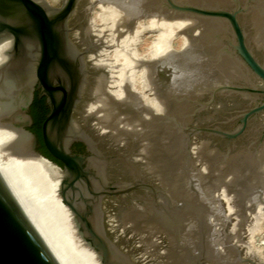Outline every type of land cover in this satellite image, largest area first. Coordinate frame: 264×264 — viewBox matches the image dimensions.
I'll return each instance as SVG.
<instances>
[{
	"label": "rangeland",
	"instance_id": "obj_1",
	"mask_svg": "<svg viewBox=\"0 0 264 264\" xmlns=\"http://www.w3.org/2000/svg\"><path fill=\"white\" fill-rule=\"evenodd\" d=\"M189 1L219 8H237L239 10L237 16L246 33V43L255 56L260 61H264V0ZM45 2L50 7H60L63 0H45ZM126 2H133L128 4L130 7L133 4L137 7L141 5L144 10H153L152 7L158 11L166 10L165 5L162 4L163 0H126ZM98 4L97 0H77L74 11L67 18L70 35L84 65L80 99L73 113V116L84 126L90 118L88 104L91 102L89 101L91 72H102L100 68L105 69L103 87L112 89L109 82L116 77L114 73L118 66L116 63H114L116 65L111 64L110 56L107 55L113 49V45L106 40L109 32L100 29L101 23L94 19L95 13L100 10ZM201 26L202 32L196 35H199L200 42L207 43L208 49L206 52L202 50L196 53L197 61L187 64L190 71L185 73L187 68L184 71L181 68L180 78L183 79L179 80L180 83L177 81L174 83L179 85L188 83V87L174 90L172 101L169 102L170 115L166 116V112L163 111L157 113L159 120L156 124L157 159L152 160L155 161L151 163L153 166L146 167L145 162L140 165L139 171V166L130 157L133 147L130 143L134 142L130 136L146 133L148 136L149 132H138L139 126L135 131L129 128L119 132L121 135L117 138V142L120 141L125 147V174L126 177L139 179L142 190L154 192L155 221L162 223V227L170 231L172 237V264H264V140L262 143L258 141V131L262 129L257 125L262 121L264 128V111L249 121V126L237 136L232 146L230 143L224 146V141H221V149L217 151L210 148L203 149L210 169L203 175L199 173L203 165L199 151L196 150L202 148L199 141L203 139L199 135L201 130L197 129L200 128L202 121L212 123L215 113L208 105L206 106L209 101L203 103L200 95L203 93L220 95L218 101L221 105L219 119L221 130L234 129L240 124L243 111L257 103L251 96L241 91L225 88L215 90L217 86L221 87L225 84L250 86L249 83L254 82V78L241 59L232 52L229 44L234 39L228 21L223 19L210 20L208 23L203 21ZM148 33L155 32L143 33L138 47L147 45L150 40L146 37ZM181 40V33L172 38L174 49H180ZM226 60H229L230 64L225 62ZM99 62L104 64L98 66L96 63ZM105 63L110 65L109 68L104 66ZM217 63L223 67L221 71ZM173 66L176 67L175 64ZM96 84L97 81L95 86ZM210 102L211 106L214 102L212 100ZM111 104L118 107V111L122 110L120 108L122 104H114V102ZM92 120L98 122L96 116ZM191 131L195 132L191 133ZM112 138L110 135L111 140ZM186 142H188L187 147ZM151 146L147 148L151 149ZM228 147L230 150H227ZM214 152L219 153L215 155ZM234 168L235 176L230 172ZM226 169L227 171H224ZM219 177H222L220 181ZM226 177L230 178L226 179ZM225 189L224 193L230 198L229 203L221 195ZM125 234L127 236L119 237L117 247L128 254L132 261L150 264V254L147 250L149 246L141 245L130 233Z\"/></svg>",
	"mask_w": 264,
	"mask_h": 264
},
{
	"label": "water",
	"instance_id": "obj_2",
	"mask_svg": "<svg viewBox=\"0 0 264 264\" xmlns=\"http://www.w3.org/2000/svg\"><path fill=\"white\" fill-rule=\"evenodd\" d=\"M76 2L77 0H65L60 7H50L45 0H0V44L10 41V47L3 51L5 60L0 63V128L13 134V138L1 147L15 156L44 159L48 163L60 177L59 194L73 215L77 233L97 254L101 264H109V247L91 241L88 230L78 227L76 212L63 195L65 172L51 158L35 150L33 138L28 133L10 126L12 118L4 108V100L10 97L12 85L20 82L26 87L37 82L42 87L41 94H46L50 100V111L42 126L43 141L49 154L60 160L69 172L72 170L73 158L68 153L71 138L77 134L88 135L85 126L74 116L73 119L71 117L75 103L80 99L84 66L67 24V18L74 11ZM162 4L172 14L169 17L198 21L185 30H177L174 35H189L190 41L199 37L196 34L202 32L200 21H228L234 39L229 45L233 54L253 74L254 82L249 83L250 86L219 85L215 90L225 88L241 91L257 103L243 111L240 124L232 130H197H211L228 139L237 137L244 131L249 117L264 111V61H260L246 43V33L237 16L239 10L199 5L189 0H163ZM150 14L144 11L141 15L142 18H147ZM186 52V46H181L180 49L172 47L170 55L158 63L168 61L173 66L172 58L177 59ZM145 63L143 61L142 68L146 69ZM173 68L181 71L177 66ZM180 75L181 72L175 74V77ZM25 96L26 92L21 95L22 102ZM75 126L77 129L73 128ZM112 139L117 142L116 137ZM117 249L123 252L118 247ZM0 264H59L20 207L1 171Z\"/></svg>",
	"mask_w": 264,
	"mask_h": 264
},
{
	"label": "flooded vegetation",
	"instance_id": "obj_3",
	"mask_svg": "<svg viewBox=\"0 0 264 264\" xmlns=\"http://www.w3.org/2000/svg\"><path fill=\"white\" fill-rule=\"evenodd\" d=\"M142 57H138L140 60L137 62L136 68L141 69L143 61L146 62V75L150 80L149 85L146 88L144 87V90H140L137 84L128 78L124 89L125 100L120 105V108L124 110V115L129 120L132 121L134 119V123L142 124V126L139 125L137 131L149 132L148 136L146 135L147 133L130 136V139L134 141L130 143L133 144L131 148V155L133 154V156L130 155V157L139 166V171L141 170V164L146 162L145 166L151 167L153 166L151 164L152 160L157 159L155 146L157 140L156 124L159 122L157 113L163 111L166 112V116H169V102L172 101L171 97L174 94V90L178 91L179 87H188V85L174 83V81L179 82L183 78L175 77V74L181 71L179 72L177 68L175 71L168 61L162 64L156 61L151 62L149 58ZM100 70L102 72H91L89 101L94 100L95 94L93 90L97 77L106 75L103 73L106 72L105 69L100 68ZM53 85H55V82H53ZM9 91L11 95L4 100V108L12 118L10 126L20 132L28 133L33 138L35 150L51 158L65 172L63 195L76 212L75 217L78 227L88 230V237L91 241L105 244L109 247L111 258L109 264H140L132 261L128 254L118 251L116 247L120 240L119 237L127 236L125 233H130L141 245L149 246L147 250H149L150 254V264H172V237L170 231L162 227V223L155 221L154 192L152 190H142V184L139 179L126 177L125 147L122 146L120 141L116 142L110 139V128L98 125L97 121L94 122L92 120L95 116L89 113L90 118L85 126L88 135L77 134L71 138V142L68 145V153L73 158V162H71L72 170L69 172L60 160L49 154L43 141L42 126L47 113L50 111V100L46 94H41L42 87L37 82L32 85L28 84L26 87L17 82V84L11 86ZM25 92L26 96L22 102L21 95ZM30 94L31 98L29 99ZM143 95L158 96L164 103L163 107L165 108L157 112L151 105L147 106L148 104L143 101ZM219 98L220 95L215 93H203L200 95L203 103L210 102V100L214 102L211 106V102L206 104V106L208 105L210 110L213 109L215 111L212 123L202 121L201 129L221 130L219 121L221 105L218 101ZM76 107L77 102L71 112L72 119ZM256 115L249 117L245 129L249 126V121ZM124 117L121 116V118ZM262 124V121L257 124L262 129L258 131V141L260 143L264 140ZM73 128L77 129L76 126ZM199 135L203 139L199 141L202 149L210 148L214 149V151L221 149V141H224V146L229 143L232 146L238 138L228 139L213 131L205 132L204 130H201ZM147 143L152 145L149 153L147 146L150 145ZM185 146H188V142L185 143ZM216 153L219 152H214L215 155ZM147 171H149L148 168Z\"/></svg>",
	"mask_w": 264,
	"mask_h": 264
},
{
	"label": "bare ground",
	"instance_id": "obj_4",
	"mask_svg": "<svg viewBox=\"0 0 264 264\" xmlns=\"http://www.w3.org/2000/svg\"><path fill=\"white\" fill-rule=\"evenodd\" d=\"M97 2H99L100 10L95 13L94 19L101 23L100 29H105L109 32L106 40L107 43L113 45V49L111 53L106 54L110 56L111 64L116 63L118 66L116 73L113 71L116 77L112 81H108L112 89L109 87L104 89V77L103 75L98 76L97 84L93 90L95 98L88 104V112L96 116L98 125L109 127L110 135L118 138L121 135L119 132L121 133L129 128L135 131L136 127L140 125L139 123H134V119L132 121L129 120L124 115V110L116 112L118 107L111 104L112 102L114 104H122L124 102V89L128 78L133 83H136L140 90L144 87L146 88V86L148 87L150 80L146 75V69L136 68L137 62L140 60L138 57H147L149 60L154 59L156 62L164 60L165 57L170 55L173 47L171 41L176 31L179 29L185 30L198 21L169 17L172 14L168 10L161 9V11H158L152 6L153 10H144L143 6L139 5L140 7H137L136 4L130 7L128 4L131 2L128 3L126 0H97ZM144 11L150 12V16L142 18L141 14ZM91 20L93 21V17ZM92 21H90V24H92ZM200 22H202V25L203 21ZM206 22L208 23V20ZM91 26L90 28H92ZM146 31H154L155 33L146 34V37L150 39L147 38L149 42L145 47H138L143 33ZM188 36L182 35L181 40V46H186L187 48L186 54L177 57V59L172 58L176 63H173V65L175 64L182 68L183 71L187 68L184 71L185 73L191 70L188 69L187 64L197 61H195L196 53L202 50L206 52L208 49L207 43L200 42L198 40L199 37H195L190 41L191 39ZM8 47H10V41L0 44V63L5 60L3 51ZM198 57L201 58L199 55ZM221 59L223 61V58ZM225 62L230 64L229 60ZM96 64L99 66L104 63L99 62ZM223 64L221 65L223 66ZM217 65L218 68L221 67L220 63H217ZM104 66L109 68L108 66L110 65L105 63ZM221 69L223 67L219 68V71ZM185 84L187 85L188 83ZM143 101L148 104L147 106L151 105L157 112L165 108L163 107L164 103L158 96L143 95ZM121 116L125 117L121 118ZM11 138H13V134L10 131L0 128V171L20 207L37 229L59 264H101L97 254L77 233L73 215L59 194L60 177L44 159L15 156L3 149L1 146ZM148 144L151 146L150 143ZM147 150L150 152L149 149ZM202 150V148L196 150V152L199 151V155L202 158L201 160L199 159L203 165H201V170H199L200 175L210 169L208 161L203 154L204 150ZM224 171H227V169ZM230 172L235 176V168L231 169ZM221 178L219 177L218 180L220 181ZM229 178L226 177V179ZM218 185H220L219 182ZM224 192H226V189L222 191L221 195L229 203L230 198ZM228 206L230 209V204Z\"/></svg>",
	"mask_w": 264,
	"mask_h": 264
}]
</instances>
